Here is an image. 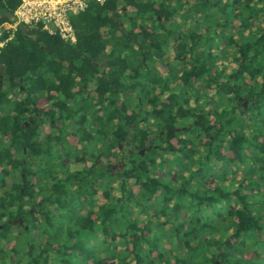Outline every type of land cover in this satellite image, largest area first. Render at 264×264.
Instances as JSON below:
<instances>
[{
  "label": "trees",
  "instance_id": "obj_1",
  "mask_svg": "<svg viewBox=\"0 0 264 264\" xmlns=\"http://www.w3.org/2000/svg\"><path fill=\"white\" fill-rule=\"evenodd\" d=\"M70 20L0 48V264H264V0Z\"/></svg>",
  "mask_w": 264,
  "mask_h": 264
},
{
  "label": "built area",
  "instance_id": "obj_2",
  "mask_svg": "<svg viewBox=\"0 0 264 264\" xmlns=\"http://www.w3.org/2000/svg\"><path fill=\"white\" fill-rule=\"evenodd\" d=\"M105 0H19L11 20L0 25V48L13 39L18 26L39 27L62 41L75 43L71 16L83 12L91 2L102 4ZM5 34V36H4Z\"/></svg>",
  "mask_w": 264,
  "mask_h": 264
},
{
  "label": "flooded vegetation",
  "instance_id": "obj_3",
  "mask_svg": "<svg viewBox=\"0 0 264 264\" xmlns=\"http://www.w3.org/2000/svg\"><path fill=\"white\" fill-rule=\"evenodd\" d=\"M88 86L90 87V84ZM39 129H43L45 132L49 133L50 131L52 132L54 130V127L50 126L49 121H44L43 125Z\"/></svg>",
  "mask_w": 264,
  "mask_h": 264
},
{
  "label": "water",
  "instance_id": "obj_4",
  "mask_svg": "<svg viewBox=\"0 0 264 264\" xmlns=\"http://www.w3.org/2000/svg\"><path fill=\"white\" fill-rule=\"evenodd\" d=\"M0 71L2 72V71H3V68H1ZM0 77H1V76H0ZM141 153H142V152H141ZM20 223H21V221H20Z\"/></svg>",
  "mask_w": 264,
  "mask_h": 264
},
{
  "label": "rangeland",
  "instance_id": "obj_5",
  "mask_svg": "<svg viewBox=\"0 0 264 264\" xmlns=\"http://www.w3.org/2000/svg\"><path fill=\"white\" fill-rule=\"evenodd\" d=\"M167 58L166 59H168V56H166Z\"/></svg>",
  "mask_w": 264,
  "mask_h": 264
}]
</instances>
